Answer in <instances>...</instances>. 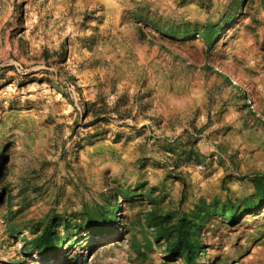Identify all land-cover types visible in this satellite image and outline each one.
<instances>
[{
	"label": "rangeland",
	"instance_id": "1",
	"mask_svg": "<svg viewBox=\"0 0 264 264\" xmlns=\"http://www.w3.org/2000/svg\"><path fill=\"white\" fill-rule=\"evenodd\" d=\"M259 183L264 0H0V264H264Z\"/></svg>",
	"mask_w": 264,
	"mask_h": 264
},
{
	"label": "trees",
	"instance_id": "2",
	"mask_svg": "<svg viewBox=\"0 0 264 264\" xmlns=\"http://www.w3.org/2000/svg\"><path fill=\"white\" fill-rule=\"evenodd\" d=\"M256 182H261L262 179H256ZM263 187V183H259ZM262 190V189H261ZM232 214L234 212V209L231 211ZM56 221V218L52 219V223ZM51 223V224H52ZM93 225H91L92 227ZM186 226L184 224L180 225V228L178 229V236L176 243L169 244L168 245V252L172 256H178V255H185L188 263L194 264V255L196 252V247L193 246L190 241L187 240V234H189V231L187 232ZM54 234V226H49L46 230L45 234L37 241V245L41 253H46L48 249H54L57 250L60 246V240L55 239Z\"/></svg>",
	"mask_w": 264,
	"mask_h": 264
}]
</instances>
